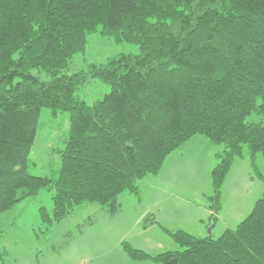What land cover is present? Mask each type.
Segmentation results:
<instances>
[{"label": "trees", "instance_id": "trees-1", "mask_svg": "<svg viewBox=\"0 0 264 264\" xmlns=\"http://www.w3.org/2000/svg\"><path fill=\"white\" fill-rule=\"evenodd\" d=\"M100 25L140 53L67 73ZM90 79L110 86L93 104L79 95ZM43 108L70 113L57 178L27 170ZM196 136L223 146L218 203L245 147L264 156V0H0V214L43 188L54 189L55 221L91 202L116 211L120 195L140 198L141 183ZM171 235L179 249L125 248L157 264H264V192L217 238Z\"/></svg>", "mask_w": 264, "mask_h": 264}, {"label": "rangeland", "instance_id": "rangeland-1", "mask_svg": "<svg viewBox=\"0 0 264 264\" xmlns=\"http://www.w3.org/2000/svg\"><path fill=\"white\" fill-rule=\"evenodd\" d=\"M138 53V44L118 42L103 34L100 25L88 36L85 50L73 56L67 73L88 71L120 54ZM109 92L108 84L90 79L79 95L93 104ZM260 119L256 113L248 116V120ZM70 125L69 112L54 115L49 108L41 110L27 166L30 174L57 178ZM221 149L223 146L204 136L192 138L174 154L182 153L185 165L181 170L186 176L173 171L164 183L158 184L155 194L146 197L125 192L119 197L116 211L91 202L55 221L54 189H41L36 196L21 200L0 214V254L4 253V263L157 264L152 259H134L127 253L126 243L158 255L180 248L171 235L177 230L217 238L226 229H235L263 195L264 156L258 153L252 159L245 147L244 156L232 163L224 177L216 203L212 199V170L217 163L216 153Z\"/></svg>", "mask_w": 264, "mask_h": 264}, {"label": "crops", "instance_id": "crops-1", "mask_svg": "<svg viewBox=\"0 0 264 264\" xmlns=\"http://www.w3.org/2000/svg\"><path fill=\"white\" fill-rule=\"evenodd\" d=\"M192 140V139H191ZM189 142V141H188ZM187 144V142L185 143ZM185 144L183 146H185ZM183 146H181L180 148H183ZM181 150V149H179ZM182 152V151H181ZM175 151L172 152L167 158L166 161L163 164L162 170L160 171L159 174L157 175H151L154 176L152 177L153 179H149V177H147L140 185V189L142 186H144L141 189V195L146 197L148 195L151 194H155L153 193V191L158 190L157 187L159 186L158 184H162L165 181V177L167 175H173V171H175L176 175L178 174L179 176H186V174L181 170V166L185 165V162L182 161L181 157L183 156L182 153H178L181 155H174ZM217 161V160H216ZM165 172V175L163 176L162 174ZM151 180V181H149Z\"/></svg>", "mask_w": 264, "mask_h": 264}]
</instances>
